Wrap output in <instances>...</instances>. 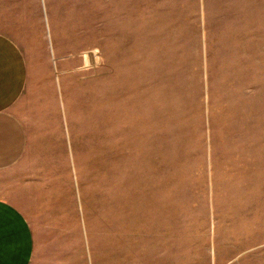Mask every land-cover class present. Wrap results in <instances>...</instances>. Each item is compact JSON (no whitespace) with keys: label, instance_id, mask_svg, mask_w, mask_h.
<instances>
[{"label":"rangeland","instance_id":"1","mask_svg":"<svg viewBox=\"0 0 264 264\" xmlns=\"http://www.w3.org/2000/svg\"><path fill=\"white\" fill-rule=\"evenodd\" d=\"M114 1L54 0L59 37L92 56L90 73L54 76L89 144L91 252L74 221L43 264H153L148 230L165 229L185 230L197 264L210 230L219 264H264V233L251 232L264 230V0ZM34 2L0 0V21L35 23Z\"/></svg>","mask_w":264,"mask_h":264},{"label":"crops","instance_id":"2","mask_svg":"<svg viewBox=\"0 0 264 264\" xmlns=\"http://www.w3.org/2000/svg\"><path fill=\"white\" fill-rule=\"evenodd\" d=\"M34 1L35 23L0 21V264H43L54 259V230H68L74 221L82 234L84 250L86 245L88 256L91 252L84 205V164L89 167V144L86 150L85 132L81 138L76 137L69 99L61 82L62 99L58 86L54 92V76L63 81L65 76L90 73L92 56L89 45L82 44L79 51H74L73 41L59 37L54 0ZM44 3L49 21L44 18ZM100 3L106 6L107 0ZM107 23L105 20L100 25L101 68L107 67L103 66L107 45L118 43L111 35L108 38L106 31L108 25L117 26V19ZM23 106L24 113L20 110ZM184 232L148 230L154 246L153 264L201 261L202 255L191 253L187 257L184 252L188 240ZM251 232L255 237L264 230ZM208 234L207 264H219L217 256L210 253L217 246L218 233L210 230ZM115 236L110 242L117 249L121 243L117 231ZM190 245L195 243L190 241ZM86 264H90L89 259Z\"/></svg>","mask_w":264,"mask_h":264}]
</instances>
